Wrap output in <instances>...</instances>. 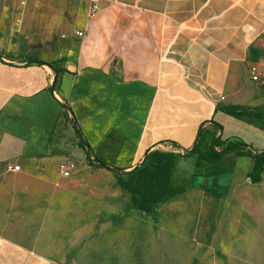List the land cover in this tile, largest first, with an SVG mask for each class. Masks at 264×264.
<instances>
[{"label": "crops", "instance_id": "1", "mask_svg": "<svg viewBox=\"0 0 264 264\" xmlns=\"http://www.w3.org/2000/svg\"><path fill=\"white\" fill-rule=\"evenodd\" d=\"M74 1L65 28L83 36L51 61L32 58L64 61L55 95L82 138L123 172L152 151L183 154L199 134L246 145L200 165L197 154L180 158L174 183L189 188L169 202L189 207L185 221L209 232L229 264H264V177L251 180L249 154L264 152V88L251 72L264 75V0H99L93 18L91 0ZM56 76L47 65L0 62V167L17 165L40 136L36 118ZM0 264L54 263L0 234Z\"/></svg>", "mask_w": 264, "mask_h": 264}, {"label": "rangeland", "instance_id": "2", "mask_svg": "<svg viewBox=\"0 0 264 264\" xmlns=\"http://www.w3.org/2000/svg\"><path fill=\"white\" fill-rule=\"evenodd\" d=\"M74 9V0H0V62L25 66L30 57L51 61L60 55L78 31L65 28ZM258 82L264 88V75ZM55 97L37 116L40 136L14 171L0 167L5 239L46 254L54 264H229L211 246L209 232L185 221L190 209L179 202L162 204L154 216L133 211L124 226H114L110 216L130 203L117 184L123 172L105 157L108 168L89 162L87 153L94 160L95 152L80 146L70 113ZM46 145L63 154L44 157ZM63 162L74 164L68 179L59 172ZM189 216L199 217L195 210ZM238 239L249 241L245 231Z\"/></svg>", "mask_w": 264, "mask_h": 264}, {"label": "trees", "instance_id": "3", "mask_svg": "<svg viewBox=\"0 0 264 264\" xmlns=\"http://www.w3.org/2000/svg\"><path fill=\"white\" fill-rule=\"evenodd\" d=\"M28 64H36L40 62L36 58H28ZM64 61L47 63L48 66L53 70L55 75V90L59 83L60 75L68 72L64 67L61 66ZM66 108V107H64ZM226 113L235 116L243 117L248 113L246 110L238 106H227L222 108ZM78 138H80V146L83 147L84 139H82L75 128ZM200 141L190 150H186L183 154L174 152H160L152 151L144 156V160L140 165L134 167L130 171L123 172L117 176L118 186L126 192L130 197V203L127 204L122 213L118 215H111L109 220L114 226L122 227L128 220L130 213L135 212L143 216H154L158 207L162 204H166L176 196L182 195L188 191V183L186 180H182V184L175 185L174 183V172L177 161L180 158H188L194 154L198 155L197 165H200L201 161L220 158L224 154L240 150L243 152L245 146L241 143H225L220 139H212L209 143L205 140L204 135L199 134ZM174 147H178L173 143ZM222 147L219 151L215 148ZM49 145H46V151L43 154L44 157L48 156H61L62 150L54 149L49 151ZM250 156L254 159V166L250 173V178L253 182H259L264 177V152L260 154H251ZM89 162L98 167L106 168L108 164L105 159L98 153L94 160L91 159V155L87 153ZM114 170H120L114 168Z\"/></svg>", "mask_w": 264, "mask_h": 264}, {"label": "built area", "instance_id": "4", "mask_svg": "<svg viewBox=\"0 0 264 264\" xmlns=\"http://www.w3.org/2000/svg\"><path fill=\"white\" fill-rule=\"evenodd\" d=\"M98 2H99V0H91V10H90V17L91 18H93L98 11V6H97ZM76 35L78 37H82L83 31H77ZM0 49H1V46H0ZM251 72H252V80L255 82L257 80H259L257 70L255 68H252ZM217 149L218 148H215V150H217ZM6 167H7V171H14V167L12 165H7ZM73 168H74V164H72L70 162H67V163L63 162L59 166V172L63 178L68 179L71 176V171L73 170Z\"/></svg>", "mask_w": 264, "mask_h": 264}, {"label": "water", "instance_id": "5", "mask_svg": "<svg viewBox=\"0 0 264 264\" xmlns=\"http://www.w3.org/2000/svg\"><path fill=\"white\" fill-rule=\"evenodd\" d=\"M37 65H47L48 66V64L47 63H45V62H38V63H36ZM55 81V80H54ZM55 85H54V83L51 85V87H50V90H49V93H50V95L53 97V98H56L55 97ZM64 107H66V109L68 110V111H72L67 105H64ZM74 123V126H75V128L77 129V123H75V122H73ZM78 130V129H77ZM78 133H79V135H80V137L82 138V135H81V133H80V131L78 130ZM83 139V138H82ZM198 143V142H197ZM196 143V144H197ZM195 144V145H196ZM84 145L87 147V150L89 151L90 150V145L85 141L84 142ZM242 147H246V145L245 146H242ZM109 166H107L106 168H108ZM137 167V166H136ZM119 171H121V170H119ZM121 172H123V171H121Z\"/></svg>", "mask_w": 264, "mask_h": 264}]
</instances>
